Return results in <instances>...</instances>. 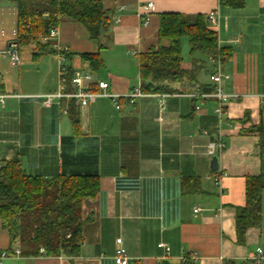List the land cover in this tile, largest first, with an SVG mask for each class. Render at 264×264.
Wrapping results in <instances>:
<instances>
[{
	"label": "crops",
	"instance_id": "crops-1",
	"mask_svg": "<svg viewBox=\"0 0 264 264\" xmlns=\"http://www.w3.org/2000/svg\"><path fill=\"white\" fill-rule=\"evenodd\" d=\"M101 1L111 16V43L99 49L81 23L61 21L58 39L67 48V65L90 70L81 54L99 51L103 66L95 76L112 92L131 91L140 84L139 54L167 45L158 38L160 13L205 18L217 9L218 27L206 24L227 53L222 87L229 98L219 116L216 98L199 95L213 85L210 57L197 53L182 62L195 82L173 83L177 90L163 92V108L158 93H145L134 103L120 98L118 109L109 98L97 97L78 107L76 131L64 100L48 106L42 101L58 85L54 50L17 43L19 63H10L4 50L17 24V8L0 0V31L5 32L0 35V165L18 161L25 173L43 178L99 177L96 195L82 202L83 217L92 219L83 226L78 255H14L20 243L0 223V252L8 254L2 264H114L119 237L129 264H255L250 256L264 247V191L260 223L248 227L241 241L235 212L245 204L246 176L264 172L259 137L245 132L264 123V0H246L238 9L219 0ZM149 2L151 10L144 8ZM217 140L225 148L209 153V143Z\"/></svg>",
	"mask_w": 264,
	"mask_h": 264
},
{
	"label": "trees",
	"instance_id": "trees-1",
	"mask_svg": "<svg viewBox=\"0 0 264 264\" xmlns=\"http://www.w3.org/2000/svg\"><path fill=\"white\" fill-rule=\"evenodd\" d=\"M17 8V43L35 44L51 48V41L43 43L40 34H48L52 26L61 21L81 23L98 48L111 43V16L101 0H4ZM246 0H219V4L232 9L242 8ZM37 16V18H35ZM158 38L167 45L158 44L139 54L140 89L144 93L174 92L173 83L188 85L195 82L194 72L182 67L181 40L188 37L190 53L199 50L209 57L218 52L216 32L209 28L202 14L188 17L179 12H162L158 15ZM27 22L28 25H25ZM92 72L103 66L99 51L82 53ZM96 90L95 86L90 87ZM213 86L204 89L212 91ZM67 115L73 128L79 125L78 107L70 101ZM247 133H256L258 146L264 150V123L250 126ZM182 179L183 190L187 181ZM99 190L96 174H59L51 178L25 173L18 161L0 165V223L12 240L20 243V254H39L44 248L48 256H76L80 252L83 226L92 219L83 217L82 202L92 198ZM264 191V172L245 178V204L236 207L235 224L238 240L246 229L260 223Z\"/></svg>",
	"mask_w": 264,
	"mask_h": 264
},
{
	"label": "built area",
	"instance_id": "built-area-1",
	"mask_svg": "<svg viewBox=\"0 0 264 264\" xmlns=\"http://www.w3.org/2000/svg\"><path fill=\"white\" fill-rule=\"evenodd\" d=\"M144 8L151 10L153 9V5L151 2L147 3ZM37 18V16H35ZM206 22L211 27H218V10L213 9L209 11L205 15ZM25 25H28L27 22ZM0 35H5L3 30L0 31ZM12 40L9 42L8 47L4 50L7 55L10 63L12 65H17L19 63V49L18 44L16 42L17 38V28L16 26L11 30ZM40 41L46 43L51 41V49L54 50L57 59H58V85L57 89L54 93H47L43 95V104L50 105L54 101L60 103V101L64 100L66 106L70 101L77 107L86 106L92 103L97 97H107L114 104L115 108H119V99L125 98L129 103H134L135 100L143 96L145 93L141 91L140 84L134 87L131 91L125 93H115L110 91L109 84L105 80L98 79L95 74L90 70H82L79 68H74L65 63L66 59V46L62 45L58 39V26H52L49 29L48 34H40ZM219 47V45H218ZM225 57V53L218 52L214 57H210V62L212 65L211 72L209 74V80L213 85V89L210 92L199 93L202 97L212 96L217 100V107L215 109L216 113L221 116L223 113V105L229 98V95L224 92L222 87V80L224 77L222 71V63ZM95 86L96 90H92L90 87ZM198 94V92L196 93ZM4 95H0V100L2 101V97ZM160 106L164 107V96L163 93H158ZM225 148V144L221 140H217L209 143L208 152L211 154H219ZM222 173L219 172L215 176V182L218 184L220 178L222 177ZM198 208H195L194 211H197ZM115 251L113 255L114 264H129V257L126 253V249L122 245V239H115ZM158 246L164 248L165 251L168 252L169 247L164 243H159ZM39 251L44 253V248L40 247ZM14 255L20 254V249L14 248ZM8 254L5 250L0 252V264L3 263V259L7 258ZM191 258H197V253H192ZM250 260L255 264H264V247H256L254 253L250 256Z\"/></svg>",
	"mask_w": 264,
	"mask_h": 264
},
{
	"label": "rangeland",
	"instance_id": "rangeland-1",
	"mask_svg": "<svg viewBox=\"0 0 264 264\" xmlns=\"http://www.w3.org/2000/svg\"><path fill=\"white\" fill-rule=\"evenodd\" d=\"M197 53H200V55H203L201 51H196V52H193L191 54L190 53V45H189L188 37H183L182 40H181V54H182V57H183L184 61H191L192 58L196 57ZM224 59H225V57H224Z\"/></svg>",
	"mask_w": 264,
	"mask_h": 264
}]
</instances>
